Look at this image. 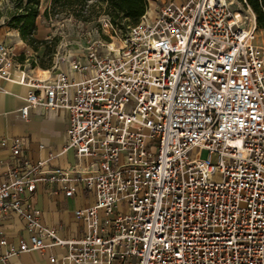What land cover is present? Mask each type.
I'll return each instance as SVG.
<instances>
[{
    "label": "built area",
    "instance_id": "1",
    "mask_svg": "<svg viewBox=\"0 0 264 264\" xmlns=\"http://www.w3.org/2000/svg\"><path fill=\"white\" fill-rule=\"evenodd\" d=\"M247 8L243 19L230 0L173 2L122 29L102 15L109 40L69 56L80 79L59 71L44 86L16 76L14 54L0 44V80L30 89L20 116L65 111L63 153L78 159L37 177L46 162L24 160L23 139L2 140L12 166L0 179V246L13 216L29 238L0 264L53 248L65 252L52 264H264V35ZM86 157L98 170L83 177ZM42 181L68 198L73 183L94 194L93 206L75 211L88 224L80 237H63L24 206Z\"/></svg>",
    "mask_w": 264,
    "mask_h": 264
},
{
    "label": "crops",
    "instance_id": "2",
    "mask_svg": "<svg viewBox=\"0 0 264 264\" xmlns=\"http://www.w3.org/2000/svg\"><path fill=\"white\" fill-rule=\"evenodd\" d=\"M5 32H0V44L6 43ZM22 43V41H21ZM19 51H23V44H18ZM17 49V48H16ZM16 49H14L16 51ZM61 69V68H60ZM62 70V69H61ZM24 71L27 80L44 86L57 80L59 70L42 71L41 78L35 71ZM69 75L76 80L80 76L69 71ZM16 76L19 73L14 71ZM29 87L18 82L0 80V179L6 180L12 166V152L9 147L1 145L2 140L21 138L24 140L23 158L36 166L38 162L46 164L37 170V177L47 178L53 169L70 170L75 168L78 159L75 151L63 150L68 142V114L59 109L36 108L30 111L27 119L20 116L19 110L25 105V98ZM42 93V90H37ZM43 146V149H40ZM50 155L56 156L50 160ZM21 166V164H20ZM98 170V162L93 158H83L79 169L81 176L94 175ZM75 189V196L68 198L62 186L48 181L39 182L34 193H26L24 206L38 209L42 212V221L47 228L60 229L65 238L80 237L88 224L75 217V211L86 209L95 204V197L82 184H71ZM1 238L7 240V245L0 246V259L6 253L18 251L20 243L28 240L29 234L24 223L17 216L2 222ZM63 248L47 249L44 252L30 251L10 257L8 264H52L50 258L59 259L64 254Z\"/></svg>",
    "mask_w": 264,
    "mask_h": 264
},
{
    "label": "rangeland",
    "instance_id": "3",
    "mask_svg": "<svg viewBox=\"0 0 264 264\" xmlns=\"http://www.w3.org/2000/svg\"><path fill=\"white\" fill-rule=\"evenodd\" d=\"M186 0H147L148 9L151 14L160 10L164 5L169 3L182 4ZM232 9L243 19L251 16L248 8L242 0H230ZM97 4L90 1L88 6ZM17 8H20L19 13ZM89 7H87L88 9ZM49 12V15L46 14ZM95 17H91L89 23L80 22L73 17L67 16L65 12L52 9V0H40L39 14L37 18V30L35 32L36 42L26 43L22 40L18 30L11 27L13 16L20 15L22 12L18 1L1 0L0 1V32H5V44L14 54L15 68L14 71H35V74L41 78L45 77L42 71H48L57 66L59 71L67 72L69 70V56H82L86 53V47L90 40H109L107 33L103 31L99 19L101 18L102 7L94 8ZM252 11V10H251ZM57 12H60L57 14ZM96 19V20H95ZM263 36L264 31L258 32ZM22 41V43H21ZM23 44V51H19V45ZM17 48V49H16ZM16 49V51L14 50ZM62 70H61V69ZM70 71V70H69ZM215 161V158H214Z\"/></svg>",
    "mask_w": 264,
    "mask_h": 264
},
{
    "label": "trees",
    "instance_id": "4",
    "mask_svg": "<svg viewBox=\"0 0 264 264\" xmlns=\"http://www.w3.org/2000/svg\"><path fill=\"white\" fill-rule=\"evenodd\" d=\"M15 1H18L22 12L19 16H13L11 27L19 31L22 40L26 43L36 42L34 35L37 30V18L40 16V0ZM90 1H95L97 4L88 6ZM245 1V6L249 7L256 17L258 28L264 31V0ZM99 5L103 10L101 15L109 16L112 23L121 29L137 24L148 9L147 0H52V9L65 12L67 16L71 14L69 17L83 23H89L91 17L96 18V15L93 16V10ZM87 7L89 8L87 9ZM19 11L20 8H17L18 13ZM46 14L49 15V12L46 11Z\"/></svg>",
    "mask_w": 264,
    "mask_h": 264
},
{
    "label": "bare ground",
    "instance_id": "5",
    "mask_svg": "<svg viewBox=\"0 0 264 264\" xmlns=\"http://www.w3.org/2000/svg\"><path fill=\"white\" fill-rule=\"evenodd\" d=\"M147 13H148V16H151V17H152L153 14H154L153 12H152V14H151L149 11H147Z\"/></svg>",
    "mask_w": 264,
    "mask_h": 264
}]
</instances>
